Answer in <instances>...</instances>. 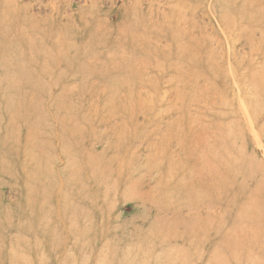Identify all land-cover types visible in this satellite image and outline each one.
<instances>
[{
	"label": "rangeland",
	"instance_id": "obj_1",
	"mask_svg": "<svg viewBox=\"0 0 264 264\" xmlns=\"http://www.w3.org/2000/svg\"><path fill=\"white\" fill-rule=\"evenodd\" d=\"M7 46L0 264H264V0H0Z\"/></svg>",
	"mask_w": 264,
	"mask_h": 264
},
{
	"label": "bare ground",
	"instance_id": "obj_2",
	"mask_svg": "<svg viewBox=\"0 0 264 264\" xmlns=\"http://www.w3.org/2000/svg\"><path fill=\"white\" fill-rule=\"evenodd\" d=\"M29 6H31V4H26V7L24 8V12L22 13V16L20 15V16H17L15 18H12V25L13 26L18 27L19 29L23 28V29H25V31L27 29H32V30L36 31L37 33H39L38 32L39 30L41 31L43 28H46V27H47L46 31H51V28H53V26L55 27L59 24V22L57 21L58 18L54 17V15L58 12V9L56 6H54L53 8L51 7L52 12H53L52 17H47V16L42 17L41 15L30 12ZM18 32H22V31H18ZM11 36H8L7 39H10V41L13 42V40H15V38H13V37L11 38ZM51 38H53V34L51 35ZM21 39L24 40L25 43L30 44L31 50L28 52L30 56L32 54H34L35 56H38V55H36V53H38L40 50L42 51V53L39 54L38 58L44 59L42 62L43 67L36 70V72L39 74L38 77L53 75V74L55 75V74L59 73L58 71H57V73L55 72L57 69H53V67L56 65V63L59 60V59L55 58L56 55H55L54 49L62 48V41H64V39H62L59 42V44H56V40H54V38H53V39H51L52 41H49L50 43H46V42L40 43L43 46L42 45H39V46L35 45L34 41L31 38L22 37ZM47 45L49 47H47ZM11 47L12 46H7L5 49L0 48V61L5 60V62H7V64H8V67H9V63L12 60L11 58H14L18 55L16 53V51L14 50L16 48L13 47L14 49L12 48V50H10ZM47 48H49L50 50ZM43 51H46V56H44V57H43ZM24 52L25 51L22 50V53H24ZM14 54H16V55H14ZM14 69H15V72H18V70L16 68H14ZM7 71H9V70H7ZM23 71H26V70L23 68ZM36 72H34V73H36ZM204 164H205V167L212 168L210 161H206Z\"/></svg>",
	"mask_w": 264,
	"mask_h": 264
}]
</instances>
